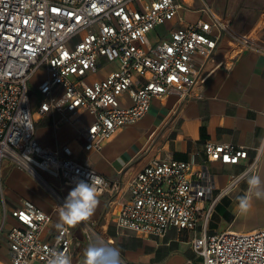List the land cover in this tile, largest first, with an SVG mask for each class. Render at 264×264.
I'll return each instance as SVG.
<instances>
[{
  "label": "built area",
  "instance_id": "obj_1",
  "mask_svg": "<svg viewBox=\"0 0 264 264\" xmlns=\"http://www.w3.org/2000/svg\"><path fill=\"white\" fill-rule=\"evenodd\" d=\"M180 9L176 0H0V167L6 160L24 171L54 202L49 213L28 202L10 207L0 181V249L6 252L0 264H47L52 251L84 264L93 240L114 248L94 219L75 226L55 223L49 234L64 200L61 192L88 174L112 206L116 232L160 239L174 230L191 235L199 264H264V228L208 230L228 189L215 195V177L206 164L237 166L245 160L247 175L259 168L260 152L249 160L246 148L207 142L205 162L196 165L147 151L146 164L125 181H107L89 158L119 129L140 121L153 100L200 98L205 66L222 39L234 51L264 53L233 34L206 3L197 19L152 41L150 34L176 22ZM35 77L41 97L34 103ZM51 113L80 123L81 158L68 145L49 148L37 141L34 118ZM84 115L92 120L84 121ZM119 262L130 264L120 254Z\"/></svg>",
  "mask_w": 264,
  "mask_h": 264
},
{
  "label": "crops",
  "instance_id": "obj_2",
  "mask_svg": "<svg viewBox=\"0 0 264 264\" xmlns=\"http://www.w3.org/2000/svg\"><path fill=\"white\" fill-rule=\"evenodd\" d=\"M150 1L143 0L144 3ZM176 1L181 6L177 18L181 22L177 23L176 20L169 23L165 29L194 21L200 16L199 10L206 3L202 0L197 4L194 0ZM224 21L233 34L246 41H253V44L264 50V12L253 29L245 33H239L230 26V20ZM232 45L229 39H222L218 43L212 58L205 66L200 98L181 102L177 96L168 95L161 100H153L150 110L140 121L119 129L103 144L99 153L89 155L95 171L107 181H125L146 164L150 155L143 158L144 154L156 150H161L163 156L173 160L200 165L205 162L204 145L212 142L246 148L249 160L260 152L259 168L254 173L264 180V53L254 50L234 51ZM63 118L66 120H62ZM82 119L86 122L92 120L90 116L85 115ZM34 122L35 137L40 144L49 148L68 145L74 155L81 158L79 122L74 123L71 118L58 113L48 114L44 118L35 117ZM247 163L248 161L241 160L237 166L206 164L215 177V195L228 189L217 202L213 214H219L223 210L220 204L222 200L227 201L225 214H238L237 197L247 190L246 179L249 174L244 175ZM0 168V174L5 177L6 183L20 190L21 195L13 194L8 187L4 188L10 207H19L28 202L45 212L52 211V198L46 197L28 174L6 160L1 162ZM71 189L66 188L61 192L63 199ZM112 215V206L108 205L106 196H99V204L89 220L97 221V229L108 237L111 244L113 238L123 235L116 232ZM244 215V223L239 224L234 217L224 231L230 229L246 232L264 228V200L254 199L253 207ZM55 222L56 219L48 228L49 234L54 231ZM238 225H242L245 231L233 229ZM171 234H175L177 239L191 236L178 234L174 230L168 231L166 236ZM171 241L175 240L168 239L164 245ZM157 250L143 256H138L137 249L119 254L126 261L130 259V262L127 261L130 264H182L188 260L197 262L191 250L190 257L180 249H173L171 254H164L163 250L157 253ZM5 254V249L1 248L0 263L5 262Z\"/></svg>",
  "mask_w": 264,
  "mask_h": 264
},
{
  "label": "rangeland",
  "instance_id": "obj_3",
  "mask_svg": "<svg viewBox=\"0 0 264 264\" xmlns=\"http://www.w3.org/2000/svg\"><path fill=\"white\" fill-rule=\"evenodd\" d=\"M201 0H194V2L197 4ZM208 4L215 14L222 19L230 20V26L234 27V29L239 33H245L249 32L253 29V27L258 23V20L260 18V15L262 12H264V0H202ZM166 32L165 26H161L159 28H156V30L150 34V39L152 41L156 40V36H160L163 33ZM256 33V32H254ZM253 38L254 35L252 34ZM36 77L32 79V83L30 85V92L31 95L34 97V103L37 101V99H40L39 93L35 89V82ZM12 168H9V170ZM12 174V173H11ZM2 175V176H1ZM0 178L2 181V187L3 191L4 188L8 187L13 194H20V190L18 188H15V186H9L8 183L5 181V177H3V174H0ZM35 182L40 186L41 192L45 194L46 197H50V193L47 189H45L40 183H38L36 180ZM7 190V191H9ZM4 195H7V192L4 191ZM21 195V194H20ZM45 196H43L45 198ZM6 197V196H5ZM15 197V196H14ZM48 197V198H49ZM7 198V197H6ZM47 199V198H46ZM227 201L222 200L220 202L221 207H223V210L220 211L219 214L214 213L209 222H208V230L210 233H221L226 228V225L230 223V221L236 217L237 221L240 223H244V218L246 217L244 214H232L229 216V214H225L224 210L227 209ZM52 206H54V203H51ZM56 222H60L59 216L57 215L55 217ZM55 222V223H56ZM234 230L238 231H245L242 229L241 226L233 227ZM168 239H173L175 241H171L168 243V245H164L165 242L168 241ZM189 236H184L183 238H176L175 234L167 235L165 238L160 239H154L144 236H138L132 233H125L122 236H118L116 238H113L112 240V246L114 249L118 251L121 255H123L125 252H133L135 249L138 250V256H143L147 253H153L155 250H163L165 251L164 254H171V251L181 250L185 254H187L189 257L191 256V252L188 245ZM169 254V255H170ZM127 261H131L128 259ZM197 264L200 263L199 260L196 262Z\"/></svg>",
  "mask_w": 264,
  "mask_h": 264
},
{
  "label": "clouds",
  "instance_id": "obj_4",
  "mask_svg": "<svg viewBox=\"0 0 264 264\" xmlns=\"http://www.w3.org/2000/svg\"><path fill=\"white\" fill-rule=\"evenodd\" d=\"M75 186L69 191L63 202L58 205L60 223L57 227L75 226L89 220L99 204L97 179L88 174L86 179H76ZM247 190L237 197L236 210L247 214L253 207V201L264 200V180L252 173L246 179ZM84 264H120L119 253L107 246L102 239L93 240L84 250ZM47 264H72L65 252L52 251Z\"/></svg>",
  "mask_w": 264,
  "mask_h": 264
},
{
  "label": "trees",
  "instance_id": "obj_5",
  "mask_svg": "<svg viewBox=\"0 0 264 264\" xmlns=\"http://www.w3.org/2000/svg\"><path fill=\"white\" fill-rule=\"evenodd\" d=\"M157 253H159V250H157Z\"/></svg>",
  "mask_w": 264,
  "mask_h": 264
}]
</instances>
